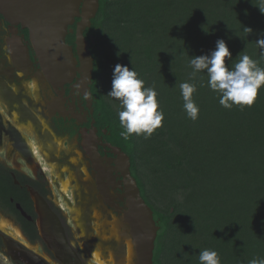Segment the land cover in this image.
<instances>
[{
    "label": "trees",
    "instance_id": "16d2710c",
    "mask_svg": "<svg viewBox=\"0 0 264 264\" xmlns=\"http://www.w3.org/2000/svg\"><path fill=\"white\" fill-rule=\"evenodd\" d=\"M84 38L91 43V92L99 128L131 163L140 194L158 226L153 264H199L205 248L221 264L264 258V86L251 106L223 108L207 76L191 79L189 58L209 55L218 39L231 53L229 68L247 54L264 67L256 42L264 38L260 0H98ZM252 32L247 35L243 28ZM74 30V26L71 27ZM66 43L74 46V35ZM120 64L153 84L164 112L150 138L120 136L118 100L108 96L105 76ZM195 83L198 119L183 109L179 85ZM148 87V85H147ZM109 98L117 102L114 108ZM139 161L144 172L139 170ZM10 185L9 180L6 183ZM4 185V183H3ZM150 186V189L149 187ZM183 190V201L175 196ZM11 185L7 195H11ZM158 203L151 200V196Z\"/></svg>",
    "mask_w": 264,
    "mask_h": 264
},
{
    "label": "flooded vegetation",
    "instance_id": "af4514ba",
    "mask_svg": "<svg viewBox=\"0 0 264 264\" xmlns=\"http://www.w3.org/2000/svg\"><path fill=\"white\" fill-rule=\"evenodd\" d=\"M1 61H3V64ZM41 70L42 68L40 63L29 43L28 30L26 28H22L20 25H9L0 15V99L3 103H5V105H7V108L10 111L14 112V118L18 121L17 129L11 126L7 129L6 127L9 124L5 125L3 123L0 113V129L3 130H0V134H4L7 141L5 160L9 159L13 154H16L22 159H32V157H30L28 154L20 153L16 147V145H21V135L26 136L23 132V129L33 131L35 135H38L37 139L39 147L41 143L40 137H42L44 133L49 130L50 134L55 137L58 143V150L56 153L57 156H48L43 148L40 147V149L49 163L60 164L59 168L64 167V165L68 166V168H64L65 170H63L65 179H63L60 183L61 189L63 190V181L68 179L66 177H69L68 172L69 174L71 172L75 174L77 173V175H80L82 178H86V173H89L88 175L93 179L96 185L97 194L95 197L98 199V197H101L98 176L100 175L101 167L103 166L108 172V175H106V177L103 179V184L107 185L106 197L108 199L103 200L102 214L105 215L106 211L110 212L107 214L109 221L114 218H120L121 223L124 224V228H127V233L134 242L131 234V226L127 219L128 204L127 199L125 198L126 194L124 191H122L124 188L123 183L127 182V180L123 179L121 173L118 172L117 165H115L113 162L116 158V155L113 154L112 147L117 146L108 141L110 134L107 128H99L97 126L94 98L91 92L92 82L88 85V90H86L85 93L78 89V82L76 80L70 83L64 81L61 89L56 84L53 85L51 82H47ZM27 77H32L34 79L33 81L36 83V87L33 88L34 92L36 93H34L35 96H33L32 99L19 85H10V81H13L14 78L18 80ZM5 94H7V96ZM22 101H24L26 104ZM40 112H43V115L38 117L37 114L39 115ZM26 122L30 123L31 127L26 126ZM56 125L62 127L64 129L63 132L65 135L69 136V138H72L76 135L77 147L71 148L65 157L62 155L59 156L62 139L56 134L57 130H53V127L57 129ZM27 142L30 144L28 139ZM9 143L10 150L12 151L11 153H9ZM90 146L92 148V153L89 152ZM73 153H76V160L79 164L77 168H75V163H73L71 158V154ZM18 154H20L22 157ZM48 157L52 162L49 161ZM63 160L66 161L63 163ZM96 162L99 163V165L102 164L100 171L94 165ZM84 168H86V172L84 171ZM128 169L131 177L134 178L131 171V163ZM40 172L41 171H38V176L33 178L21 172L15 166L6 165L0 158V214L3 216L2 212H4L5 215L8 214L12 216L16 220L17 225L22 227V229L20 228L22 233L19 230L21 233V236L19 237L20 239H17L13 237V235L5 232L7 231L6 227L11 224L6 218H1L9 223L8 224L5 221L0 222V248L2 252L8 255V253L14 251L10 244L7 243L9 250L5 246L4 241L6 242V239H10L11 241L20 244L28 251L39 256L46 264H87L80 253L83 252L84 249L90 250L95 258V254L97 252L100 253L101 248L91 244L90 240L86 239L82 235L81 229L77 222L78 217H80V205L78 207L79 209L76 208L74 211L75 220L73 221L72 218V223L75 224L76 230L78 233H80V236H78L77 239H70L67 236L66 229L61 221V217L56 214L54 207L52 206L53 203L51 204L48 202L49 198L46 197L45 191L40 187V182L42 179ZM8 180L11 185V190H13L11 195H7L10 188L9 184L6 187ZM111 180L113 184L110 183ZM70 183L74 184L75 189L73 188V185H70L73 190L75 192L78 191L76 188V180H71L67 184V187ZM119 186L122 187V190L121 188H118ZM29 188L38 193L39 196L44 199L46 204L49 206L50 210L59 218L64 229L66 239L64 235L63 239H59V237L57 239H48V245L43 241V239L40 238L37 230L38 216L35 210L33 199L29 192ZM120 200L124 201L125 206H123L124 204ZM124 208L125 210H123ZM92 224L95 226L94 221H92ZM94 226L92 227V232L97 234ZM10 233H12V231ZM4 238L6 239L4 240ZM60 238L62 237L60 236ZM21 240H24L26 243ZM114 248L115 251H118L119 246L117 245ZM99 258L102 262L104 261L106 264H110V262L107 261V259H105L103 256ZM14 263L26 264L22 261H14Z\"/></svg>",
    "mask_w": 264,
    "mask_h": 264
},
{
    "label": "clouds",
    "instance_id": "9594fccd",
    "mask_svg": "<svg viewBox=\"0 0 264 264\" xmlns=\"http://www.w3.org/2000/svg\"><path fill=\"white\" fill-rule=\"evenodd\" d=\"M259 11L264 14V0H260ZM243 31L249 35L251 28L244 27ZM257 47L264 50V38L256 42ZM239 59L234 67L229 68L225 60L231 58V53L223 39H218L215 50L209 55L189 58V67L192 69L191 79L198 73L207 76V87L218 94L220 105L228 110L233 106H251L255 103L259 90L264 86V67L259 61L247 54L239 53ZM264 58V51H262ZM29 87L35 88L33 81ZM183 99V109L189 119H198L199 107L193 100L197 91L195 83L183 82L179 85ZM108 96L119 101L121 110L118 113L119 125L122 131L120 136L129 140L133 134L143 135L145 139L162 127L164 112L157 99L158 93L154 87L145 86V81L139 78L134 70L117 64L114 67L112 88ZM0 264H12L10 258L0 252ZM95 264H103L99 256L95 257ZM199 264H221L217 251L203 249L199 252ZM248 264H264V258L254 257Z\"/></svg>",
    "mask_w": 264,
    "mask_h": 264
},
{
    "label": "bare ground",
    "instance_id": "6f19581e",
    "mask_svg": "<svg viewBox=\"0 0 264 264\" xmlns=\"http://www.w3.org/2000/svg\"><path fill=\"white\" fill-rule=\"evenodd\" d=\"M79 1L80 0H76V4ZM83 2L84 5H83L82 14L84 20L83 23L85 24L87 17L92 13L91 8L94 5V0H83ZM65 53H67L70 59V63H73L72 62L73 59L71 60V56L68 52V49L67 52L65 50ZM83 58H82L83 60L82 66L80 67L81 79L78 82V89L83 93H85L87 90V75L89 71V61ZM53 68L54 67H51V70ZM44 70H41V72L43 73L47 82L49 83L51 82L53 85L56 84L59 88L62 89V85L65 81L64 78H62L61 75H57V74L55 75L53 74V76L52 75L49 76L48 74L45 73ZM56 71L57 70H55L54 73ZM71 75L72 74L69 72L68 77H66L67 81L71 79L72 77ZM5 95L7 96V94ZM26 126H30V123H27ZM20 141H22L21 145L20 146L16 145L17 149L20 151V153L22 154L26 153L30 157H32V150L30 144L27 142L26 136L21 135ZM40 141H41L40 147L43 148V150L48 156L53 157L54 155H56L58 150V143L55 137L50 134L49 130L46 131L42 137H40ZM89 152L92 153L91 146L89 148ZM71 158L73 163H75L74 164L75 168H77L79 164L77 163L76 160L77 158L76 153L71 154ZM115 160L113 162L115 165H117L118 172L121 173L124 180H127V182L123 183L124 188L122 191H124L126 194L125 198L127 199V204H128L127 219L131 226V234L134 239V242L131 239L130 235L127 233L128 231L127 228H124V224L121 223L120 218H114L111 221H109L107 214H109L110 212L106 211L105 215L102 214L103 200L108 199L106 197L107 185L103 184L104 181L103 179L106 177V175H108V172L103 166L101 167L102 164L99 165V163L97 162L96 164H94L99 171L101 167L100 175L98 176L100 190H101L100 193L101 197H98V199H96L95 197L97 194L96 185L93 179L88 175L89 173L88 174L86 173V178H82L80 177V175L78 176L77 173L75 174L71 172L69 174V177H67L68 179L63 181L62 188L64 190L67 187V184L71 180L73 181L76 180L77 182L76 188L79 191V199H80V210H79L80 217H78L77 219L78 226L81 229L82 235L86 239H89L91 244L99 246L101 248V252L96 253L95 254L96 256L97 255L99 257L103 256L105 259H107V261L110 262V264H150L149 258L152 247V238L155 233V227L153 225V222L151 221L150 212L143 205V203L139 199H137V193L134 187V183L126 175L127 158L125 157V155L118 153L116 155ZM84 171L86 172V168H84ZM110 183L113 184L112 180ZM48 208L49 206L46 203L40 202V205H38V203L36 204L37 211L40 214L42 213L44 214V223H46L47 226L49 239H57L58 237L59 239H63V235L66 239L64 229L61 225L59 218L58 217L55 218L49 212ZM123 210H125V208ZM92 221H94L96 224L94 228L97 231V234L95 235L94 232H92V227L94 226V224H92ZM60 236L62 238H60ZM47 240L48 239H45V242L48 244ZM4 243L8 250L9 248L7 243L10 244L14 249L13 252L8 253L10 256H16V254H18L16 245L13 242L6 240V242L4 241ZM117 245L119 246V249L118 251H115L114 247H116ZM103 264L106 263L103 261Z\"/></svg>",
    "mask_w": 264,
    "mask_h": 264
},
{
    "label": "water",
    "instance_id": "95a60500",
    "mask_svg": "<svg viewBox=\"0 0 264 264\" xmlns=\"http://www.w3.org/2000/svg\"><path fill=\"white\" fill-rule=\"evenodd\" d=\"M83 5V0H80L77 4L76 0H0V15L9 25H20L22 28L28 30L31 48L34 50L42 70L45 69V73L49 76L57 74L61 75L65 82L70 83L74 80L79 82L81 79L80 67L82 66V58L84 57L83 59H87L89 61V71L87 75L88 87L91 83L93 71V59L91 57L90 46L91 43L94 42V39L90 37L89 40H86L83 32L87 28H90L91 20L98 11L99 3L98 0H94V5L91 8L92 13L87 17L85 24L83 23L82 14ZM72 26H74V30L71 28ZM69 34L74 35V46H70L66 43V38ZM67 49L71 56V60L73 59V63H70V59L67 53H65ZM51 67L54 68L51 70ZM55 70L57 71L54 73ZM69 72L72 74V77L67 81L66 77H68ZM112 150L114 155L121 153L127 158L126 175L134 183L137 199H139L150 212V218L155 227L149 258L150 264H153L154 241L159 228L154 221L152 210L147 206L140 194L136 180L130 175L128 169L130 166L129 157L117 147H112ZM29 192L38 216L37 230L40 238L45 242V239H49V234L46 223H44V214H40L37 211L36 204L38 203V205H40V202H46L33 189L29 188ZM48 210L57 218L50 208H48ZM6 240L11 241L10 239ZM11 242L16 245L18 250L16 256H10L8 254L12 261H22L26 264H46L36 254L28 251L14 241Z\"/></svg>",
    "mask_w": 264,
    "mask_h": 264
},
{
    "label": "rangeland",
    "instance_id": "374dc122",
    "mask_svg": "<svg viewBox=\"0 0 264 264\" xmlns=\"http://www.w3.org/2000/svg\"><path fill=\"white\" fill-rule=\"evenodd\" d=\"M91 38H93V37H91ZM1 63L3 64V61H1ZM33 80L34 79L32 77L22 78V79H18V80L14 78L13 81H10V85H14V84L19 85L20 87L23 88V91L27 95H29L30 98L32 99L33 96H35L34 93H36V92H34V89L32 87H29V85L33 82ZM103 85H104L106 90H109L111 88L112 83H111V80L108 79V76H105V78L103 80ZM147 85H148V87L153 86L152 83L147 84ZM108 100L111 102V104L113 105L114 108H117V102L115 103L113 101V99H111V98H109ZM22 102H24V101H22ZM0 113H1V116L3 119V123L5 125L9 124L7 127L4 125L7 129L10 128V126L15 127L17 129L18 121L14 118V115H13L14 112L10 111L7 108V105H5V103H3L1 101V99H0ZM12 115H13V118H12ZM41 115H43V112H40L39 115L37 114L38 117H40ZM14 121L16 122V124ZM56 127H57V129L55 127H53V130H55V131L57 130L56 134L62 139L59 156L62 155L63 157H65L68 154V152L71 150V148L77 147L76 135L72 138H69V136L65 135V133L63 132L64 129L62 127H60L59 125H56ZM1 131H3V130H1ZM23 132L27 136V139L31 144L32 159L26 160L24 157H23L24 159H22V158L18 157L16 154H13L9 159L5 160V151L7 149V141H6V136L4 134H0V158L3 160V162L6 165L15 166L21 172H23L26 175H29L33 178H36L38 176V171H41L40 172V175L42 176V179L40 182L41 189L45 191L46 197L49 198L48 202L51 204L53 203L52 206L54 207L56 214L59 217H61V221H62V223L66 229L67 236L70 239H77L78 236H80V233H78V231L76 230L75 224L72 223V218L74 221L75 220V214H74L75 212L74 211L80 205V201L78 199V191L75 192L73 190V188H74L73 183H70L69 186L66 187L64 190H62L61 186H60L61 181L63 179H65L64 178L65 174H64L63 170H65L64 168H68V166L64 165V167L59 168L60 164L49 163L46 160L45 155L43 154L42 150L39 147L38 139H37L38 135H35V133L33 131H30L27 129H23ZM8 139H9V136H8ZM11 152L12 151L10 150V143H9V153H11ZM18 155H20V154H18ZM49 161H50V158H49ZM64 161H66V160H63L62 162L64 163ZM50 162H52V161H50ZM52 164H54V165H52ZM70 169H72V168H70ZM143 169H144L143 163L139 161V170L141 171V173L144 172ZM68 175H69V172H68ZM70 185H73V188ZM148 187L150 189V186H148ZM118 188H121V190H122L121 186H119ZM116 190H117V188H116ZM76 193H77V195H76ZM119 194H121V193H119ZM183 195H184L183 190L179 191L177 193V195L175 196L176 200H179L182 202L184 199ZM150 196H151V200L153 201V203H155L157 206L163 205V204L158 203V201L153 200L152 194H150ZM120 201H122V200H120ZM122 202L124 204V201H122ZM123 206H125V204ZM2 214H3V216H1V214H0V219L6 218L8 220V222L11 224V225H9L10 227L9 226L6 227L7 231H5V230L4 231L13 235V237H15L17 239H20L19 237L21 236V233H22V231H21L22 227L20 225H17L16 220L12 216H10L8 214L5 215L4 212H2ZM1 221L7 222L4 219H1L0 222ZM19 230L21 231V233L19 232ZM11 231L14 234L10 233ZM21 241L25 242L24 240H21ZM74 241H73V243H74ZM0 252H2L1 248H0ZM80 254L87 264H95V258H94L93 254L90 250L84 249V251L81 252ZM10 260H11L12 264H15L11 258H10Z\"/></svg>",
    "mask_w": 264,
    "mask_h": 264
}]
</instances>
